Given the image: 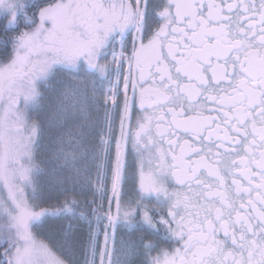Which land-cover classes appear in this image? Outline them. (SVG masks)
Returning a JSON list of instances; mask_svg holds the SVG:
<instances>
[{
    "label": "snow or ice",
    "instance_id": "6c2138e0",
    "mask_svg": "<svg viewBox=\"0 0 264 264\" xmlns=\"http://www.w3.org/2000/svg\"><path fill=\"white\" fill-rule=\"evenodd\" d=\"M0 18V264H264V0H0ZM46 187L65 200L41 206ZM49 217L71 218L67 259L33 232Z\"/></svg>",
    "mask_w": 264,
    "mask_h": 264
},
{
    "label": "rangeland",
    "instance_id": "374dc122",
    "mask_svg": "<svg viewBox=\"0 0 264 264\" xmlns=\"http://www.w3.org/2000/svg\"><path fill=\"white\" fill-rule=\"evenodd\" d=\"M117 102L119 103V99H118ZM109 107H111V106H109ZM33 119L39 120L40 117H38L35 114H33ZM53 134H54V131L52 129H49L47 126H45L44 133L41 136V143L42 144H47L49 142L50 135H53ZM44 191H45V194H46L47 203L42 204L41 206H43V207H48V206H52V205H56L57 206L65 198L64 194L60 193L59 191H57L55 189L46 187L44 189ZM89 195H91V193H89ZM105 204H106V202H105ZM50 218H52V217H50ZM52 219H54V218H52ZM45 222H46V224L44 223L42 228H39V229L34 228L33 232L35 233V235L37 236L38 239L43 240L46 243H48L50 246H52L53 247V251L56 252L57 255L61 256L64 259H67V257L64 256L63 253H61L60 250L53 245V238L58 239V235H56V234L54 235V233H52L50 231V229H48L49 228V224H50L48 219H46ZM77 258L78 259L80 258L78 254H77Z\"/></svg>",
    "mask_w": 264,
    "mask_h": 264
},
{
    "label": "flooded vegetation",
    "instance_id": "af4514ba",
    "mask_svg": "<svg viewBox=\"0 0 264 264\" xmlns=\"http://www.w3.org/2000/svg\"><path fill=\"white\" fill-rule=\"evenodd\" d=\"M48 2H52V0H48ZM4 23H5V21L3 20V18H0V36H3L5 34L4 33ZM10 33H11V31H9L8 34L10 35ZM0 47H2V45H0ZM125 72H127V66L126 65H125ZM119 96L120 97H119V103L118 104H120V107L122 109L123 99H124L123 91H121ZM128 96H129V98H131L133 96V92L131 90V86L129 87ZM140 115H141V112L139 111V103H138V99H137V103H136V105L133 108V125L135 124L136 118L139 117ZM115 128H116V135L118 136L119 135V119H118V117L116 118ZM185 138H188V137H185ZM128 187L130 188L131 186L129 185ZM132 194L133 193L130 191L129 195H132ZM69 195H72V194L70 193ZM88 198L91 199L92 196L88 194ZM74 223H76L77 228H80L78 225L81 224L87 229V224L84 223V222L74 221ZM118 235L119 236H123L124 238H128L127 237V233L125 231H122V232L118 233ZM137 235H139V233H137ZM150 238L154 239V240H159V238L155 237V236L154 237H150ZM160 244H161V247H163V248H170V247H174L175 246V245H171V244H169L167 242H164V241H160ZM153 255H155V253H153Z\"/></svg>",
    "mask_w": 264,
    "mask_h": 264
},
{
    "label": "trees",
    "instance_id": "16d2710c",
    "mask_svg": "<svg viewBox=\"0 0 264 264\" xmlns=\"http://www.w3.org/2000/svg\"><path fill=\"white\" fill-rule=\"evenodd\" d=\"M0 55H2V54H0ZM100 115L102 117L103 116V112H101ZM65 198L61 201V203L65 200ZM77 198L81 199V197H77ZM57 206H59V205H57ZM52 218H54V219H52ZM52 218H50V217L47 218L48 221L50 222V224L48 223L49 224V228L48 229H50V231L52 233H54V235L56 234L59 237V232H60L62 226L66 225L68 223L69 219H71V218L70 217L66 218V219H61V218H57V217H52ZM45 224H46V222H45ZM78 226L80 227V228H78L79 231H81V232L86 231V228L83 225L79 224Z\"/></svg>",
    "mask_w": 264,
    "mask_h": 264
}]
</instances>
